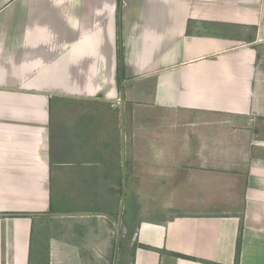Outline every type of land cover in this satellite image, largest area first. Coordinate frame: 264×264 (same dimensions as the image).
<instances>
[{
	"label": "crops",
	"instance_id": "0c3cea01",
	"mask_svg": "<svg viewBox=\"0 0 264 264\" xmlns=\"http://www.w3.org/2000/svg\"><path fill=\"white\" fill-rule=\"evenodd\" d=\"M120 4L0 0V264H264V0Z\"/></svg>",
	"mask_w": 264,
	"mask_h": 264
},
{
	"label": "rangeland",
	"instance_id": "374dc122",
	"mask_svg": "<svg viewBox=\"0 0 264 264\" xmlns=\"http://www.w3.org/2000/svg\"><path fill=\"white\" fill-rule=\"evenodd\" d=\"M64 206V205H63ZM65 207V206H64ZM54 211L55 209L57 210L56 206L55 208L53 207ZM63 209V208H61ZM66 212H68L71 208H64ZM55 223V221H53L52 225ZM50 231H48L47 236L49 237V234L52 232L54 233L56 230V224H54L52 226V228ZM47 245V242H45ZM43 248H40L38 251H36V245L34 247H32V253H31V258H30V264H52L53 262L51 261V256H49L48 251L45 250V244L44 246L41 245ZM133 248H134V244H132V247L125 250V248H120L119 250H114V252L112 253L113 256V264H132V256H133ZM87 256H90L92 258L91 253L89 252L87 254ZM52 263H51V262ZM56 264V260L54 261ZM95 262V261H94ZM97 262V261H96ZM95 262V263H96ZM60 264H65V263H61ZM74 264H78L77 261L74 262Z\"/></svg>",
	"mask_w": 264,
	"mask_h": 264
},
{
	"label": "trees",
	"instance_id": "16d2710c",
	"mask_svg": "<svg viewBox=\"0 0 264 264\" xmlns=\"http://www.w3.org/2000/svg\"><path fill=\"white\" fill-rule=\"evenodd\" d=\"M121 0H118V13H117V17H118V26L120 24V8H121ZM119 36V35H118ZM120 38V37H119ZM117 73L118 76L121 75V71L123 70V57H122V45L120 40H118V54H117Z\"/></svg>",
	"mask_w": 264,
	"mask_h": 264
}]
</instances>
